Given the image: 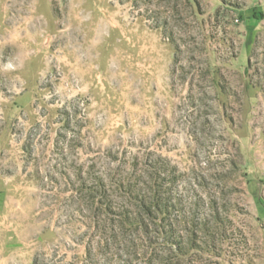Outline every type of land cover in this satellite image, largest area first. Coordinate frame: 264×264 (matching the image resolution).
Returning a JSON list of instances; mask_svg holds the SVG:
<instances>
[{"label": "rangeland", "instance_id": "1", "mask_svg": "<svg viewBox=\"0 0 264 264\" xmlns=\"http://www.w3.org/2000/svg\"><path fill=\"white\" fill-rule=\"evenodd\" d=\"M0 264H264V0H0Z\"/></svg>", "mask_w": 264, "mask_h": 264}]
</instances>
